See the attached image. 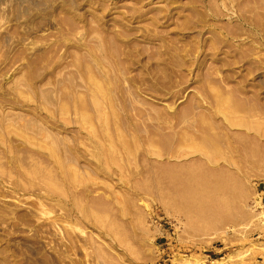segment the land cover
Wrapping results in <instances>:
<instances>
[{"label":"rangeland","instance_id":"1","mask_svg":"<svg viewBox=\"0 0 264 264\" xmlns=\"http://www.w3.org/2000/svg\"><path fill=\"white\" fill-rule=\"evenodd\" d=\"M263 187L264 0H0V264H264Z\"/></svg>","mask_w":264,"mask_h":264},{"label":"bare ground","instance_id":"2","mask_svg":"<svg viewBox=\"0 0 264 264\" xmlns=\"http://www.w3.org/2000/svg\"><path fill=\"white\" fill-rule=\"evenodd\" d=\"M91 78V77H90ZM91 80H92V78H91ZM89 82H92V81H89ZM95 82V81H94ZM94 82H92V83H94ZM93 85H97V84H93ZM99 85V84H98ZM95 86V89H96V91L98 92V94H104V93H102L103 91V89L101 90V86L99 85V86ZM96 87H98V88H96ZM100 87V88H99ZM99 89V90H98ZM84 115V116H83ZM82 118L86 121L87 120V115L85 116V114H82ZM82 119V120H83ZM210 161V160H209ZM209 163V162H208ZM211 163V162H210ZM213 163V162H212ZM196 164V163H195ZM196 165H199V163H197ZM196 165H193V166H195L196 167ZM204 164H201V167H203V168H206V170H208V168L207 167H205V165L203 166ZM186 167V169H188L186 172H188V174L187 173H185L184 172V170L182 169V168H180L179 167V169H181V170H179L178 169V173L177 172H175L176 174L175 175H177V174H179V175H181V173H182V176H181V178L179 177H176V179L175 178H173V182H172V188L170 189V186L168 185V182H167V186H166V188H168L169 190H171V196H169L170 194H169V192H167L168 194V198H169V200H170V202L172 203V202H174L175 203V200H177L179 203H181L182 205H183V203H184V206H186L185 207V209L183 208V206H179V211L180 210H182V211H184L185 212V214H186V211H188V210H190L191 211V209H192V207H194L193 209L195 210H192V211H194L195 213H196V215H197V219H198V216H200L201 215V217H204V216H207L208 217V211H210L211 210V213H210V215L212 214V208H215V206H217V204L219 203L220 204V202H218L219 200V196L216 198V193L220 190V192L222 193V192H224V191H226V190H224V189H222V187H221V184L223 183V185L226 183L227 184V186H229L228 185V183L227 182H224V180L223 179H221V177L218 175L219 173H218V171L217 172H214V173H218V174H213V175H211L212 174V171H207V173L208 174H210L209 176L207 175V173H206V170H203V168H200V169H202V171L201 170H199V169H197L198 167H192L191 166V168L194 170V168L196 169V171H198V173L194 170V173H192L193 172V170H191V168L190 167H188V166H185ZM188 167V168H187ZM183 170V172H179V171H182ZM191 170V171H190ZM201 172V174H200V172ZM205 171V172H204ZM189 172H191V173H189ZM204 172V173H203ZM170 173V172H169ZM168 173V174H169ZM167 174V175H168ZM171 174H172V176H175L174 175V172H172L171 171V173L169 174L170 176H171ZM183 174L185 175V174H187V175H185V177H183ZM166 175V176H167ZM178 175V176H179ZM170 176H169V178H170ZM213 176V177H212ZM214 176H217V177H214ZM46 177V176H45ZM183 177V178H182ZM218 177H219V182H218ZM46 179V178H45ZM47 179H48V176H47ZM214 179H217V180H214ZM49 180V179H48ZM169 180H171V178L169 179ZM167 181H168V178H167ZM217 181V182H216ZM221 181H222V183H221ZM49 182H51V181H48V183ZM221 183V184H220ZM169 184L171 185V181L169 182ZM51 186H53V185H51ZM55 186V185H54ZM169 186V187H168ZM226 187V186H225ZM228 189V188H227ZM224 190V191H223ZM220 192H218V193H220ZM217 193V194H218ZM173 195V196H172ZM214 195H216L215 197H213ZM171 197V198H170ZM174 197V198H173ZM173 198V199H172ZM212 198H216L217 199V203H216V205L215 204H213L212 205V203L211 202H213V200L215 201L216 199H213L212 200ZM175 199V200H174ZM177 202V203H178ZM216 202V201H215ZM178 203V205H180ZM214 203V202H213ZM176 208H178V206H176V205H174ZM211 206H212V208H211ZM214 206V207H213ZM182 209H181V208ZM218 208L219 207H221V205L220 206H217ZM218 208H216V210L218 209ZM187 209V210H186ZM182 211H180V213L182 212ZM214 211L215 210H213V214H214V216H215V214L216 213H214ZM219 211V210H218ZM184 212H182L183 214H184ZM193 212V213H194ZM208 212V213H207ZM181 213V214H182ZM206 213L208 214V215H206ZM218 213V212H217ZM182 214V215H183ZM219 214V217L221 218V214L220 213H218ZM218 214L215 216V218L216 217H218ZM192 215H194V214H191L190 215V218L192 219L194 216H192ZM183 216H187V219L189 218L188 217V214L187 215H183ZM192 216V217H191ZM210 218H212L211 220H210V218H208L210 221H212V220H215V218L213 217V215H211V216H209ZM219 217H218V220H219ZM189 218V219H190ZM100 219V220H99ZM104 219V217H100V218H98V221H100V223H104L105 221H102V220ZM207 219V223H208V220ZM102 221V222H101ZM191 222H192V220H190ZM198 222H201L200 220H197ZM205 221V220H204ZM210 221H209V224H212V222H213V224H214V222L215 221H217V220H215V221H212L211 223H210ZM214 263H216V262H218L219 263V261H217V260H214L213 261ZM230 262H231V260H230ZM200 264H202V263H200ZM220 264V263H219Z\"/></svg>","mask_w":264,"mask_h":264},{"label":"crops","instance_id":"3","mask_svg":"<svg viewBox=\"0 0 264 264\" xmlns=\"http://www.w3.org/2000/svg\"><path fill=\"white\" fill-rule=\"evenodd\" d=\"M260 194H262L264 196V187L262 188V190L260 191Z\"/></svg>","mask_w":264,"mask_h":264}]
</instances>
